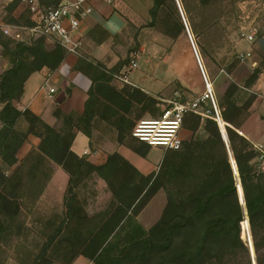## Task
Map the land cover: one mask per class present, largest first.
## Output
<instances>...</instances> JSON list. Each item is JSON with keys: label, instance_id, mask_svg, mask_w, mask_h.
<instances>
[{"label": "trees", "instance_id": "obj_1", "mask_svg": "<svg viewBox=\"0 0 264 264\" xmlns=\"http://www.w3.org/2000/svg\"><path fill=\"white\" fill-rule=\"evenodd\" d=\"M23 1L13 0L5 7V24L34 26L30 9L15 15ZM62 1L38 0L42 10L57 7ZM211 1L199 0L202 18ZM179 2L189 30L198 35L194 10L187 0ZM167 4L172 5L179 18L172 33H167L175 39L185 30L176 0H153L149 11L151 25L157 24ZM0 48L11 64L0 75V243L20 213L24 183L35 188L32 199L38 200L53 176V164L69 177L65 215L32 264H53L54 253L59 249L66 254V264H73L79 257L93 264H253L248 227L255 262L264 264V176L257 174L258 153L254 145L240 132L255 99L240 105L241 91L255 83L257 71L243 87L230 82L218 101L228 146L214 111L207 118L188 113L182 127L191 131L193 137L183 140L179 151H165L158 172L144 175L118 152L95 165L88 159L90 154L80 157L72 150L75 129L79 125L91 129L101 119L115 128L119 145L142 158L150 154L153 147L132 136L135 122L130 114L137 96L147 99V109L155 100L138 90L117 91L110 85L131 59L121 60L108 71L98 63H88L94 75L85 113L78 118L58 110L55 116L63 125L57 129L29 110L20 111L16 103L30 76L43 70L57 71L69 55L67 51L59 44L50 50L46 38L16 41L6 36L1 26ZM235 67L233 64L229 73ZM31 135L41 142L19 160L18 153ZM230 154L239 172V193H244L245 207L240 204ZM7 168L12 169L10 174ZM94 178L106 184L112 197L104 210L91 215L85 210L86 202L80 199L79 190ZM161 190L167 194V204L159 220L146 229L139 215Z\"/></svg>", "mask_w": 264, "mask_h": 264}, {"label": "rangeland", "instance_id": "obj_2", "mask_svg": "<svg viewBox=\"0 0 264 264\" xmlns=\"http://www.w3.org/2000/svg\"><path fill=\"white\" fill-rule=\"evenodd\" d=\"M12 1L2 0L0 8L6 7ZM130 2L141 7V16L138 26L132 24L127 26L125 33L127 40L123 46L124 50L120 51L121 58L132 59V54L139 52L141 55L139 66L148 68L154 76L157 64L161 65L164 81L162 92L149 93V98L155 100L150 108H145L147 99L144 100L140 95L136 97L137 103L130 114L136 126L142 119L160 118L175 106L174 103L192 102L203 96L206 87L179 8V17L185 30L178 38L173 39L167 33H172V27L179 18L172 5L164 6L159 21L152 26L150 10L145 13L144 6L152 5L153 0H130ZM187 3L194 10L192 17L195 19L198 35H194L191 29L190 32L218 102L226 91L222 95L218 94L219 89L224 90V86L220 84V72L224 70L225 73L231 74L233 71L229 73V68L233 64L238 66L242 63L238 55L246 50L247 45L242 33L255 28L258 31L257 38L264 34V0H212L211 4L204 8L203 18L200 16L202 11L199 0H187ZM181 7L188 23L182 4ZM21 9L22 12L29 9L26 2L23 1ZM4 17V14H0V23H4ZM6 65L11 66L9 58L3 55V50L0 48V69H4ZM244 85L245 83L241 87ZM246 93L248 92L245 89L241 91L240 105L249 102L252 97L255 98L253 104L258 98L264 100V92L261 88L247 96ZM251 123L253 124V120L250 125ZM180 134L184 141L193 137L191 131L184 126ZM114 135L116 136L115 132ZM164 154L165 151L161 148H151L146 161L152 172L159 171ZM58 168L60 167L52 164L53 176L36 201L32 199L35 188L24 181L25 187L21 191L23 198L19 200L20 213L12 224L9 235L0 243V264H32L49 235L64 218L68 175L63 170L55 175ZM6 171L10 174L12 169L7 168ZM103 186L104 182L94 178L85 182L79 190L80 199L86 202L85 210L91 215L104 210L111 201V193L107 195L108 187ZM166 204L167 194L161 190L141 213L139 221L144 227L149 228L159 220ZM54 254L53 264H66V254H62L60 249Z\"/></svg>", "mask_w": 264, "mask_h": 264}, {"label": "crops", "instance_id": "obj_3", "mask_svg": "<svg viewBox=\"0 0 264 264\" xmlns=\"http://www.w3.org/2000/svg\"><path fill=\"white\" fill-rule=\"evenodd\" d=\"M1 2L2 0H0ZM92 5L94 13L81 23L82 47L80 55L69 54L55 72L43 70L31 75L25 83L21 100L16 103V107L20 111L29 110L45 123L57 129L63 125V121L58 120L55 116L58 110L65 116L72 114L78 118L85 113L89 92L93 88L92 76L94 75V72L92 73L87 66L88 63H98L102 65L105 71H108L121 60H124L123 57L121 58L120 51L124 50L123 46L127 40L125 34L127 26L129 24L138 26L137 23L140 20L141 7L130 2V0H113L112 4L97 1L93 2ZM151 7V4L144 6V12H148ZM2 8L5 7L0 8V14H4ZM146 8H148L147 11ZM21 13L22 9L16 12V17L20 16ZM31 19L34 21L36 14H32ZM22 35L24 39L28 38L27 33H22ZM47 43L50 50L54 48L55 43L51 40H47ZM246 44L245 51L251 52V58L236 66L231 74L225 73L224 70L220 72V84L224 86V90L219 89V95L223 94L230 82H235L241 86L255 71L258 72V78L250 88L245 89L248 92L245 95L255 92L258 88L264 92V34L257 38L254 43L246 42ZM160 66L157 64L154 76L148 68L139 66L137 70L128 71V65L124 66L120 73L114 76L110 85L117 91H133L135 89L148 96L149 93L153 92L157 94L164 90L162 67ZM9 68L6 65L4 69H0V75ZM123 76L127 77L129 83L122 81ZM52 88L55 89V93L52 94L51 98L49 91ZM2 108L3 106L0 105V111ZM252 120L253 124L250 125ZM115 131L114 127L101 119H97L91 129H88L86 125H79L75 129L76 138L72 150L80 157L84 155L86 150H89L88 159L95 165L103 164L109 154L118 152L144 175L152 173L150 165L146 161L148 157L142 158L126 146L119 145L117 135H114ZM85 132H89L90 135ZM240 132L254 146L264 148V100L261 98L256 100L250 110V117ZM40 142L38 137L29 136L18 153V159L23 160L32 149L38 148ZM61 171V168L56 169L55 175L60 174ZM66 180L69 181V177ZM103 187H107L105 183ZM107 195L109 196L110 192H107ZM75 264H90V261L80 257Z\"/></svg>", "mask_w": 264, "mask_h": 264}, {"label": "built area", "instance_id": "obj_4", "mask_svg": "<svg viewBox=\"0 0 264 264\" xmlns=\"http://www.w3.org/2000/svg\"><path fill=\"white\" fill-rule=\"evenodd\" d=\"M97 1H103L107 4L113 3V0H63L57 7L42 10L38 0H24L32 14H36V19L33 21L34 26L24 28L16 25H7L5 23H0V26L6 36L16 41L46 38L55 44H59L68 54L78 55L82 47L80 38L81 23L85 18L94 13L92 3ZM183 21L204 80L206 87L205 94L192 102L174 103L175 106L167 110L160 118L140 120L132 131V136L140 142H144L153 148H161L164 151H179L182 148L183 138L180 132L182 129V121L186 114L194 113L203 118H207L212 110L218 123L221 120L220 109L214 96L211 80L207 75L184 17ZM22 33H27L28 38L24 39ZM257 35L258 31L255 28L242 33L243 39L247 43H254ZM251 56L250 51H245L238 55V59L241 62H245ZM131 58L128 71L139 69V63L141 61L140 53H133ZM122 81L129 83L126 76H123ZM49 92L52 98L55 89L52 88ZM254 148L258 153V158L256 159L257 174L264 176V148L262 146H254ZM89 154V150L84 152V155ZM90 264L93 263L90 262Z\"/></svg>", "mask_w": 264, "mask_h": 264}, {"label": "water", "instance_id": "obj_5", "mask_svg": "<svg viewBox=\"0 0 264 264\" xmlns=\"http://www.w3.org/2000/svg\"><path fill=\"white\" fill-rule=\"evenodd\" d=\"M176 3L178 5L179 11H180V13L182 15V18H183L184 14H183V11H182V8H181L179 0H176ZM184 20H185V17H184ZM221 123H223V125H224V122L222 120H220V122H219L220 128H221ZM221 131H222V135H223L224 141H225L226 145L228 146V140H227V135H226L225 128H224V131L221 128ZM230 158H231V165H232V169H233L234 175L238 176V178H237V182H238L237 183V189H238V193H239V185L238 184L240 183V186H241V180L239 178V172H238V169H237V165H236L235 161L233 160L231 154H230ZM239 198H240V204L245 207L244 193L242 194V196L239 193ZM245 213H246V210H245ZM246 224L249 226V221H248L247 217H246ZM247 232H248V244H249V247H250V250H251L253 264H256L255 259H254L255 254H254L253 242H252V237H251V233H250V228L249 227L247 228Z\"/></svg>", "mask_w": 264, "mask_h": 264}, {"label": "bare ground", "instance_id": "obj_6", "mask_svg": "<svg viewBox=\"0 0 264 264\" xmlns=\"http://www.w3.org/2000/svg\"><path fill=\"white\" fill-rule=\"evenodd\" d=\"M221 128H222V130L224 131V129H223V124L221 123ZM239 185V184H238Z\"/></svg>", "mask_w": 264, "mask_h": 264}]
</instances>
